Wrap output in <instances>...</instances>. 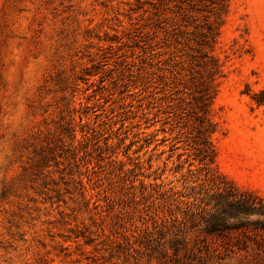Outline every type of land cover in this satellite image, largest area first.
I'll return each mask as SVG.
<instances>
[{"label": "rangeland", "instance_id": "rangeland-1", "mask_svg": "<svg viewBox=\"0 0 264 264\" xmlns=\"http://www.w3.org/2000/svg\"><path fill=\"white\" fill-rule=\"evenodd\" d=\"M226 192L264 198V0H0V264H264Z\"/></svg>", "mask_w": 264, "mask_h": 264}, {"label": "trees", "instance_id": "trees-1", "mask_svg": "<svg viewBox=\"0 0 264 264\" xmlns=\"http://www.w3.org/2000/svg\"><path fill=\"white\" fill-rule=\"evenodd\" d=\"M231 197H235L234 194L226 192L224 195V198L227 200L226 203L218 205L221 206L219 209H222L221 211L224 214L221 225H224L226 221L237 216L249 217L254 215L264 218V198L253 193L248 195L241 194V198H235V200H231ZM253 230L264 236V220H257L253 224Z\"/></svg>", "mask_w": 264, "mask_h": 264}]
</instances>
